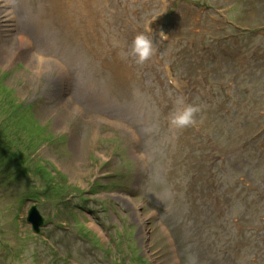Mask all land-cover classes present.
<instances>
[{"label":"rangeland","instance_id":"rangeland-1","mask_svg":"<svg viewBox=\"0 0 264 264\" xmlns=\"http://www.w3.org/2000/svg\"><path fill=\"white\" fill-rule=\"evenodd\" d=\"M193 260L264 264V0H0V264Z\"/></svg>","mask_w":264,"mask_h":264},{"label":"clouds","instance_id":"clouds-1","mask_svg":"<svg viewBox=\"0 0 264 264\" xmlns=\"http://www.w3.org/2000/svg\"><path fill=\"white\" fill-rule=\"evenodd\" d=\"M152 29L148 26L145 31L138 32L132 39L130 49L123 53L124 56L133 57L137 63L143 64L154 54V40L148 34ZM163 36V33H162ZM166 39V36H163ZM177 107L169 115V122L176 129H183L196 123L195 115L199 111L193 104H187L182 98L176 101ZM195 264V261H192Z\"/></svg>","mask_w":264,"mask_h":264},{"label":"water","instance_id":"water-1","mask_svg":"<svg viewBox=\"0 0 264 264\" xmlns=\"http://www.w3.org/2000/svg\"><path fill=\"white\" fill-rule=\"evenodd\" d=\"M27 221L31 223L33 232L37 233L43 224V217L37 210L36 206H31L27 212Z\"/></svg>","mask_w":264,"mask_h":264},{"label":"bare ground","instance_id":"bare-ground-1","mask_svg":"<svg viewBox=\"0 0 264 264\" xmlns=\"http://www.w3.org/2000/svg\"><path fill=\"white\" fill-rule=\"evenodd\" d=\"M18 44V47L20 48V47H22V46H25V45H23V44H21V43H19V42H17ZM17 45L14 47V48H11L10 49V53L11 52H13V54H11V57L14 55V53H15V48L17 47ZM7 59H4V62L6 61ZM37 60H38V62H43V63H45V66L44 67H46V69L48 70V71H53V70H58V66L60 67V68H62V66L60 65V64H58V63H56V64H51V63H49V62H47L45 59H38V57H37ZM59 71V70H58Z\"/></svg>","mask_w":264,"mask_h":264}]
</instances>
